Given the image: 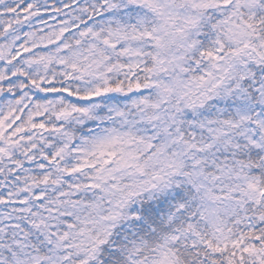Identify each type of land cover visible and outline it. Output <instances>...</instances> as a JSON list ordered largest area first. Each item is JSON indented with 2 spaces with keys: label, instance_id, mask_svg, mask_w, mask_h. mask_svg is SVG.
Segmentation results:
<instances>
[{
  "label": "snow or ice",
  "instance_id": "6c2138e0",
  "mask_svg": "<svg viewBox=\"0 0 264 264\" xmlns=\"http://www.w3.org/2000/svg\"><path fill=\"white\" fill-rule=\"evenodd\" d=\"M0 264H264V0H0Z\"/></svg>",
  "mask_w": 264,
  "mask_h": 264
}]
</instances>
